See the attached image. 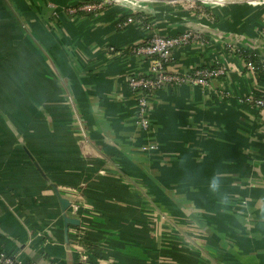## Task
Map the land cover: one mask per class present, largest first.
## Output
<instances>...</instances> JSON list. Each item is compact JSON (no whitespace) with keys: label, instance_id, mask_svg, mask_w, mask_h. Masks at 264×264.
<instances>
[{"label":"crops","instance_id":"0c3cea01","mask_svg":"<svg viewBox=\"0 0 264 264\" xmlns=\"http://www.w3.org/2000/svg\"><path fill=\"white\" fill-rule=\"evenodd\" d=\"M83 1L0 0V250L35 264H85L81 249L88 264H264V110L250 102L264 87L229 49L264 61V11L152 9L120 28L131 8L67 11ZM200 1L236 2L166 3ZM190 31L207 41L175 49L168 71L224 79L156 91L144 131L129 80L151 62L124 52Z\"/></svg>","mask_w":264,"mask_h":264},{"label":"built area","instance_id":"2783aa9c","mask_svg":"<svg viewBox=\"0 0 264 264\" xmlns=\"http://www.w3.org/2000/svg\"><path fill=\"white\" fill-rule=\"evenodd\" d=\"M116 5L111 0H101L93 2H84L82 5H75L68 8L70 14L78 13H99L110 6ZM144 11L131 9V13L118 25L120 28H125L126 26L133 23H140L141 25H147L145 23V17L143 16ZM149 13V12H148ZM207 39L198 32H186L174 37H159L151 36L147 41L134 46L131 48L133 54L142 55L150 59L151 62V72L150 76H156V79L146 78L141 76L132 77L129 80L130 90L137 96V105H138V125L144 131H148L152 125V111L150 108V99L152 95L165 87H177L187 83L200 84L204 87H207L210 82L214 79L224 78L226 71L221 67H211V68H202L196 70L192 74L187 75H175L168 71L166 68V63H169V60L172 59L173 51L180 47L191 46L194 44H199L206 42ZM230 51L243 59L244 69L246 71L254 73L260 83L264 87V78L260 79L258 76L260 69L264 72V61L259 60V64L247 61L243 56H241V48L238 46H230ZM115 52V50L113 51ZM169 65V64H168ZM169 72V73H167ZM263 97L258 100H255V95L250 98V102L255 105L256 108L264 110V88L262 92ZM157 149L155 146L146 148L145 150L154 151ZM72 206V202L70 207ZM76 208L74 212H77ZM89 227L81 226L78 229V235L81 238L86 237L89 234ZM80 238V239H81ZM82 250V261L85 264L90 262V256ZM0 264H35V263H24L19 258L10 256L6 253L0 254Z\"/></svg>","mask_w":264,"mask_h":264},{"label":"water","instance_id":"95a60500","mask_svg":"<svg viewBox=\"0 0 264 264\" xmlns=\"http://www.w3.org/2000/svg\"><path fill=\"white\" fill-rule=\"evenodd\" d=\"M124 1V0H123ZM132 4H138L137 0H130ZM139 4L143 7H149L153 9H165L173 12H183V13H193V14H226L234 15L241 14L246 12H260L264 11V0H254V1H245V0H236L234 3H208L202 2L203 4H194L187 7L173 5L171 3H162V2H147L141 1ZM62 210L64 214V219L67 224L76 225L80 224L79 220L69 218L66 215L67 210L69 209L71 202L65 199H60Z\"/></svg>","mask_w":264,"mask_h":264},{"label":"trees","instance_id":"16d2710c","mask_svg":"<svg viewBox=\"0 0 264 264\" xmlns=\"http://www.w3.org/2000/svg\"><path fill=\"white\" fill-rule=\"evenodd\" d=\"M89 1H92V0H89ZM93 1H98V0H93ZM124 54H133V51L132 50H126L124 52ZM241 56H243L247 61H252V62H255L257 64H259V60L258 58L252 54L251 52H249L248 50L246 49H242L241 50ZM172 59L169 60V63ZM168 63V64H169ZM168 64L166 63V68H168ZM261 71H259L258 73V76L260 79H263L264 78V72L262 71V69H260ZM169 73V72H167ZM146 78H153V79H156L157 77L154 75V76H147ZM224 79V78H222ZM261 97H263V94L262 93H257L255 95V100H258L260 99ZM79 244L82 245L83 247H86V248H89V249H92V250H98V248L96 247V245H94L93 243L87 241V240H84V238H81L80 241H79ZM2 253V251L0 250V254Z\"/></svg>","mask_w":264,"mask_h":264},{"label":"rangeland","instance_id":"374dc122","mask_svg":"<svg viewBox=\"0 0 264 264\" xmlns=\"http://www.w3.org/2000/svg\"><path fill=\"white\" fill-rule=\"evenodd\" d=\"M98 1H101V0H98ZM104 1V0H103ZM112 2H114V4H123L124 6H127L128 8H134L135 10H141V11H144V12H153V8H149V7H137V6H134V4H132L131 2H130V0H111ZM157 1V0H156ZM77 2H80V1H77ZM76 2V3H77ZM84 2H86V1H83V2H81V3H78L79 5H82ZM87 2H90L89 0H87ZM91 2H93V0L91 1ZM161 2V1H160ZM163 2H165L166 3V1H163ZM72 4V3H71ZM189 4H192V3H189ZM196 4H200V5H202L203 3L202 2H198V3H195V5ZM76 5V4H75ZM70 8V7H69Z\"/></svg>","mask_w":264,"mask_h":264},{"label":"bare ground","instance_id":"6f19581e","mask_svg":"<svg viewBox=\"0 0 264 264\" xmlns=\"http://www.w3.org/2000/svg\"><path fill=\"white\" fill-rule=\"evenodd\" d=\"M158 1H176V0H158Z\"/></svg>","mask_w":264,"mask_h":264}]
</instances>
